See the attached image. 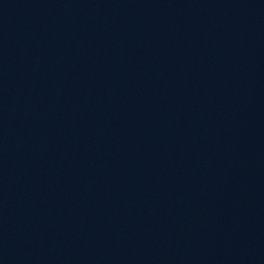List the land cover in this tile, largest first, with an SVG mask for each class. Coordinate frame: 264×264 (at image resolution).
Returning <instances> with one entry per match:
<instances>
[{"label": "water", "instance_id": "obj_1", "mask_svg": "<svg viewBox=\"0 0 264 264\" xmlns=\"http://www.w3.org/2000/svg\"><path fill=\"white\" fill-rule=\"evenodd\" d=\"M0 264H264V0H0Z\"/></svg>", "mask_w": 264, "mask_h": 264}]
</instances>
